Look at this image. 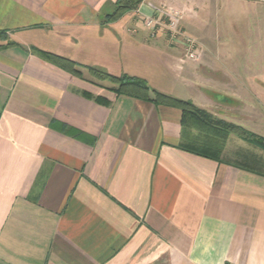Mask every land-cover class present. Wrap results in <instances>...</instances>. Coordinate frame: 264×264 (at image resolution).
<instances>
[{"label":"crops","instance_id":"crops-1","mask_svg":"<svg viewBox=\"0 0 264 264\" xmlns=\"http://www.w3.org/2000/svg\"><path fill=\"white\" fill-rule=\"evenodd\" d=\"M115 1L0 0V264H264V149L90 70L264 137V0Z\"/></svg>","mask_w":264,"mask_h":264},{"label":"trees","instance_id":"trees-1","mask_svg":"<svg viewBox=\"0 0 264 264\" xmlns=\"http://www.w3.org/2000/svg\"><path fill=\"white\" fill-rule=\"evenodd\" d=\"M141 0H116L114 2L115 8L112 16H117L128 9L135 8ZM39 56L47 59L48 61L57 64L67 70L74 71L75 64L63 57L57 56L45 51L35 50ZM93 74L99 79L108 80L117 85L118 92L125 93L134 97L150 98L156 104H165L170 106L179 107L184 113H190L205 125L217 130L220 133L228 134L233 133L243 137L249 142L264 149V137L252 133L247 129L235 125L231 122L224 121L217 118L210 112L195 106L190 100H184L170 95L159 92L147 84L142 78L129 77L126 75L114 76L104 72L90 69Z\"/></svg>","mask_w":264,"mask_h":264},{"label":"built area","instance_id":"built-area-1","mask_svg":"<svg viewBox=\"0 0 264 264\" xmlns=\"http://www.w3.org/2000/svg\"><path fill=\"white\" fill-rule=\"evenodd\" d=\"M161 17L164 18L161 19ZM179 19L180 13L177 10L168 9L163 12L157 11L152 16L146 17L144 22L153 33L159 24L164 25L169 40L171 42L182 43L186 59L195 60L197 58L198 43L194 38L186 35L183 30H181Z\"/></svg>","mask_w":264,"mask_h":264},{"label":"rangeland","instance_id":"rangeland-1","mask_svg":"<svg viewBox=\"0 0 264 264\" xmlns=\"http://www.w3.org/2000/svg\"><path fill=\"white\" fill-rule=\"evenodd\" d=\"M220 2H222L223 3V0H219ZM219 7H221L220 9H219V11H216V13H218V18L220 19V18H222V17H224L223 18V21L221 20V23H222V28L223 29H221L220 31H219V38H220V40H224L226 43H227V41H228V38H229V31H228V29H227V20H226V17L224 16V13H225V11H224V9L222 8V7H224V5H219ZM181 27V26H180ZM182 30V29H181ZM184 32V31H183ZM186 35H188V36H190L191 37V35H189V34H187L186 32H184ZM193 38V37H192ZM224 41H222L223 42V44L224 45H222V47H221V55H224V53H226L227 54V49H228V47H227V45H226V43H224ZM241 49H244L245 47L244 46H242V47H240ZM250 48H252V47H250ZM245 55V54H244ZM244 55H242V56H244ZM256 57L255 56V54L254 53H252V54H246V58L248 59L249 57ZM222 64H224V63H222ZM257 64V63H256ZM255 64V66H257L258 67V64L256 65ZM244 65V63H241V64H239V66H243ZM260 65L262 66V67H264V61H262L261 63H260ZM238 66V67H239ZM251 66L252 67H254V65L251 63ZM239 68H243V67H239ZM222 69H224V68H222ZM156 78H155V80H159L160 78L162 79L163 78V76H161L160 78L158 77V76H155ZM163 80V79H162ZM180 91V90H179ZM178 92V91H177ZM185 95H188L189 93H187V92H185L184 93Z\"/></svg>","mask_w":264,"mask_h":264}]
</instances>
